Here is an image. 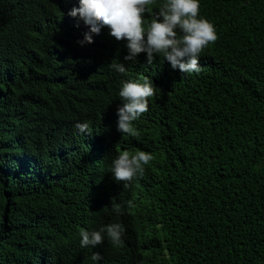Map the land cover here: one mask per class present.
Returning a JSON list of instances; mask_svg holds the SVG:
<instances>
[{"label":"trees","instance_id":"16d2710c","mask_svg":"<svg viewBox=\"0 0 264 264\" xmlns=\"http://www.w3.org/2000/svg\"><path fill=\"white\" fill-rule=\"evenodd\" d=\"M199 3L218 39L185 74L124 61L107 27L82 46L78 0H0V264H264V0ZM145 76L156 95L123 134L122 82ZM118 150L154 156L128 188ZM111 223L119 247L80 246Z\"/></svg>","mask_w":264,"mask_h":264},{"label":"clouds","instance_id":"9594fccd","mask_svg":"<svg viewBox=\"0 0 264 264\" xmlns=\"http://www.w3.org/2000/svg\"><path fill=\"white\" fill-rule=\"evenodd\" d=\"M156 5V11L153 10ZM199 0H78V6L67 14L79 18L87 26L84 39L79 43H92L94 35H99L107 27L109 34L116 41H126L127 55L124 61L136 62L141 53H146L147 63L151 65L155 57H163L173 69L182 73H198L201 70V53L218 39L214 25L199 17ZM146 15L151 18L145 22ZM115 71L126 74L125 63L112 61L109 65ZM143 82L128 80L122 82L119 97L122 105L117 109V130L123 134L137 136L133 122L149 110V98L156 95L157 88L152 80L145 76ZM79 133L91 135L88 123H76ZM154 159L153 154L137 150L134 154L127 150L119 151L112 161L111 173L116 182L128 188L131 182L143 177L145 166ZM131 203V202H129ZM114 212H121V205L114 198L111 202ZM106 233L114 247L122 244L125 228L119 223H111L98 231L81 229L80 246L96 247L104 243ZM92 261H99L102 256L93 253Z\"/></svg>","mask_w":264,"mask_h":264},{"label":"bare ground","instance_id":"6f19581e","mask_svg":"<svg viewBox=\"0 0 264 264\" xmlns=\"http://www.w3.org/2000/svg\"><path fill=\"white\" fill-rule=\"evenodd\" d=\"M136 150V149H135Z\"/></svg>","mask_w":264,"mask_h":264}]
</instances>
